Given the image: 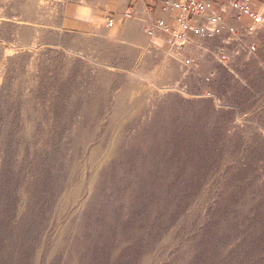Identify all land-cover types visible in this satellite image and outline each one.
I'll return each instance as SVG.
<instances>
[{"label": "rangeland", "instance_id": "rangeland-1", "mask_svg": "<svg viewBox=\"0 0 264 264\" xmlns=\"http://www.w3.org/2000/svg\"><path fill=\"white\" fill-rule=\"evenodd\" d=\"M65 1L0 0V264H264V25L176 50Z\"/></svg>", "mask_w": 264, "mask_h": 264}, {"label": "built area", "instance_id": "built-area-1", "mask_svg": "<svg viewBox=\"0 0 264 264\" xmlns=\"http://www.w3.org/2000/svg\"><path fill=\"white\" fill-rule=\"evenodd\" d=\"M140 2L142 0H136ZM157 4L154 8L147 6L146 10H159L161 17L153 19L150 17V25L148 34L155 37L169 36V42L172 46H176V50L186 48L191 41V36L202 39H214L226 34L229 41H243L242 51L253 54L256 51V45L249 42L257 31L264 25V15L255 12L250 8L249 0H226L229 7L234 11L233 17L237 21H241L243 16L249 17L252 22L250 25L243 27L242 30L234 26H228L217 8L221 9L220 0H151ZM175 11H178L175 17L176 26L171 28L168 20L173 17ZM148 12V11H147ZM134 13L126 14L131 19ZM196 18V22L191 26V20ZM105 26L114 28L116 23L114 19H108Z\"/></svg>", "mask_w": 264, "mask_h": 264}, {"label": "crops", "instance_id": "crops-1", "mask_svg": "<svg viewBox=\"0 0 264 264\" xmlns=\"http://www.w3.org/2000/svg\"><path fill=\"white\" fill-rule=\"evenodd\" d=\"M220 2L222 8H217V11L228 26L242 30L243 27L251 24L252 20L247 16H243L241 21H237L233 17L235 13L229 7L228 2L226 0H220ZM249 3L252 10L264 15V0H249ZM147 6V0L140 2L136 0H66L63 7L61 28L69 33H90L96 25H105L108 19H114L115 27L118 28L130 20L126 14L134 12V20L146 25L147 21L150 20L148 13L153 19L161 17L158 9L149 11L146 10Z\"/></svg>", "mask_w": 264, "mask_h": 264}]
</instances>
